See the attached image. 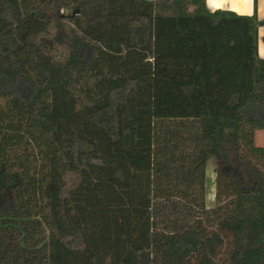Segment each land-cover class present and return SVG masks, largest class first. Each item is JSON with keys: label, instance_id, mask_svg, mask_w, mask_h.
Here are the masks:
<instances>
[{"label": "trees", "instance_id": "trees-1", "mask_svg": "<svg viewBox=\"0 0 264 264\" xmlns=\"http://www.w3.org/2000/svg\"><path fill=\"white\" fill-rule=\"evenodd\" d=\"M261 25L206 0H0V264H264Z\"/></svg>", "mask_w": 264, "mask_h": 264}, {"label": "crops", "instance_id": "crops-1", "mask_svg": "<svg viewBox=\"0 0 264 264\" xmlns=\"http://www.w3.org/2000/svg\"><path fill=\"white\" fill-rule=\"evenodd\" d=\"M206 5L211 11L224 9L244 15L255 13L259 20L264 19V0H256V3L254 0H206ZM258 55L264 58V25L258 28Z\"/></svg>", "mask_w": 264, "mask_h": 264}, {"label": "rangeland", "instance_id": "rangeland-1", "mask_svg": "<svg viewBox=\"0 0 264 264\" xmlns=\"http://www.w3.org/2000/svg\"><path fill=\"white\" fill-rule=\"evenodd\" d=\"M254 144L257 146H264V129L258 130L254 134ZM205 186H206V196H205V203L207 207L214 206V192H215V185H214V159H208L206 163V179H205Z\"/></svg>", "mask_w": 264, "mask_h": 264}]
</instances>
